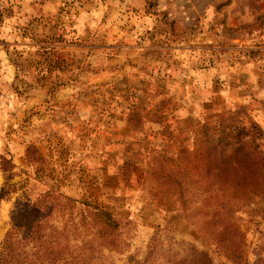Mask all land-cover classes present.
Wrapping results in <instances>:
<instances>
[{
  "label": "rangeland",
  "instance_id": "obj_1",
  "mask_svg": "<svg viewBox=\"0 0 264 264\" xmlns=\"http://www.w3.org/2000/svg\"><path fill=\"white\" fill-rule=\"evenodd\" d=\"M205 125L218 152L254 150L258 175L179 178ZM4 184L0 246L23 204L57 202L47 227L68 248L96 214L115 221L95 264H143L156 232L151 264L187 244L232 264L235 229L264 259V0H0Z\"/></svg>",
  "mask_w": 264,
  "mask_h": 264
},
{
  "label": "trees",
  "instance_id": "obj_2",
  "mask_svg": "<svg viewBox=\"0 0 264 264\" xmlns=\"http://www.w3.org/2000/svg\"><path fill=\"white\" fill-rule=\"evenodd\" d=\"M207 125L202 128L199 137L193 140V148L190 152L191 158L186 163L180 165L181 173L179 178L186 176L189 171L198 173L200 176L203 169H214L218 174L223 175L231 167L235 169H244L249 166L253 174L260 169L261 158L254 161L253 157L256 152H246L239 148V142H233L226 151H219L218 148L222 143L215 138L211 139V135L205 133ZM204 133V136L201 135ZM202 137V138H201ZM234 137H230L228 143H232ZM234 146V147H233ZM250 153V154H249ZM258 153V152H257ZM238 155L242 159L234 161V157ZM247 155H250L248 158ZM205 158V159H204ZM233 164V165H231ZM258 175V173H257ZM236 182L233 192L236 194L244 193V188L248 186L246 181V172L240 170L235 176ZM256 185V183H254ZM7 192V184L0 188V199H3ZM59 203L55 202L49 212L42 215V209L39 204H23L19 215L12 218V224L5 233L0 246V264H95L93 258L97 257V246H94L96 239L104 242L103 245H112L109 236L117 225L115 221L106 216L104 220H100L101 214H96V223L99 224L97 229V237L91 238L83 242L81 245H75L68 248L61 244V231L54 229L52 226L47 227V219L52 214L54 208ZM156 232L151 239L150 246L146 253L143 264H151L153 259L154 242L157 237ZM229 235L228 247L222 253L232 264H264V259L256 257L253 261H248L244 257V234L240 231H233ZM98 242L97 245H101ZM96 244V243H95ZM188 252L184 256L178 253L172 254L163 264H218L205 250H200L194 245H188ZM216 253L220 254L221 249L217 247Z\"/></svg>",
  "mask_w": 264,
  "mask_h": 264
}]
</instances>
